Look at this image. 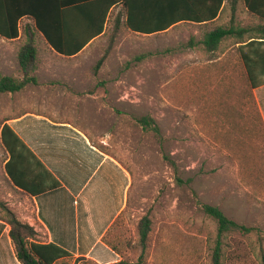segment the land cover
I'll return each mask as SVG.
<instances>
[{
  "label": "rangeland",
  "instance_id": "rangeland-1",
  "mask_svg": "<svg viewBox=\"0 0 264 264\" xmlns=\"http://www.w3.org/2000/svg\"><path fill=\"white\" fill-rule=\"evenodd\" d=\"M240 8L237 25L258 23ZM111 24L71 58L38 42L31 74L41 83H30L22 92H0V214L5 204L18 216L21 199L3 167L2 124L37 103L43 109L45 101L36 102L27 90L62 89L82 100L56 99L63 106L62 116L53 119L83 129L93 144L105 147L133 175L129 204L117 221L129 259L142 254L138 223L148 214L152 230L141 264L151 255H162L163 262L173 256L178 264H213L218 224L202 211L201 201L254 227L248 236L226 240L224 264H263L264 129L250 90H242L246 80L240 62L233 57L235 82L226 65L215 61L219 55L213 58L202 49L204 28L180 31L190 35L146 36L125 26L115 33ZM0 44L10 51L8 68L0 74L22 78L16 59L19 42ZM224 44L230 45L231 39ZM144 116L155 123H141Z\"/></svg>",
  "mask_w": 264,
  "mask_h": 264
},
{
  "label": "crops",
  "instance_id": "crops-1",
  "mask_svg": "<svg viewBox=\"0 0 264 264\" xmlns=\"http://www.w3.org/2000/svg\"><path fill=\"white\" fill-rule=\"evenodd\" d=\"M93 1L0 0V18L7 15L5 13L8 7L10 15L14 18L18 12L25 8L28 9L34 4L43 6L46 11H53L57 7L63 10L66 6L88 5ZM218 1L124 0L123 5L117 4L112 7L108 16V26L119 17L121 21L132 20L138 27L169 26L164 31L157 33H141L127 28L136 34L146 36L190 35V33L180 31L183 28L192 30L197 27L204 28V38L208 26L205 23H196L191 20L210 19L209 16L213 13ZM224 4L225 7L219 11L213 21L217 25L225 26L234 19L237 25V14L241 8L233 14L229 0H224ZM19 20L21 26H24L31 23L33 19L23 16ZM105 33L103 32L91 40L79 54ZM198 34V32H194L192 35ZM23 39L24 37H19L10 40L0 35L2 44L7 41L19 42L21 46ZM225 41L220 44L215 53L204 50L201 42L200 44L202 49L213 58L219 55L215 61L220 60L226 65L229 70L228 76L235 82L237 78L233 75V57L240 62L246 80V85L242 87V90H250L264 129V85L254 89L250 87L238 53V44H235L232 38L231 44L228 46L224 44ZM38 42L45 44L50 51L57 53L40 34L37 35V46ZM191 45L194 46L193 43ZM9 52L0 44V69L8 68ZM13 52L14 50L11 53ZM13 57L12 54L11 59ZM16 59L19 62L18 56ZM1 75L11 74L3 73ZM39 83H41L40 80H38ZM27 91L30 94H35L31 98L36 102L45 101L42 105L43 109L37 103L35 107L16 114L6 123L13 128L44 167L32 160L29 163L22 162L19 164L22 168L19 174L32 178L37 184L36 188H41L45 186L46 181L50 180L45 168L54 175L60 185L55 189L39 191L37 194L31 195L11 183L17 194L21 196L18 202V217L35 228L38 242L57 244L71 254L56 260L53 264H115L121 260L129 259L131 252L127 243H124L121 238L122 228L117 226V221L130 201L133 186L131 171L115 155L103 151L93 144L90 137L80 127L69 121L53 119L62 116L59 111L63 106L55 103L56 99L67 98L74 101L77 97V100H82L76 93L62 89ZM40 93L43 97L39 96ZM236 93H238L237 90ZM67 94L72 96H67ZM7 160L4 159V168ZM10 231L11 226L0 218V264H24L17 256ZM162 257V255H158L154 259L151 255L147 264H178L175 263L176 258H172L173 256L167 261L169 263L163 262ZM129 260L136 262L138 257Z\"/></svg>",
  "mask_w": 264,
  "mask_h": 264
},
{
  "label": "trees",
  "instance_id": "trees-1",
  "mask_svg": "<svg viewBox=\"0 0 264 264\" xmlns=\"http://www.w3.org/2000/svg\"><path fill=\"white\" fill-rule=\"evenodd\" d=\"M123 3L124 0H94L88 5L66 6L63 10L57 7L53 11H46L43 6L34 4L28 9L25 8L18 12L14 18L10 15L8 7L5 13L7 15L0 18V35L10 40L24 37L18 53L23 76L20 78L0 74V92H19L29 83L38 84L37 77L31 74L36 69L38 34L42 35L45 42L59 55L75 57L91 40L106 32L108 16L112 7L117 4L123 5ZM223 4L224 0L218 1L213 13L209 16L210 19L191 20L196 23H205L208 26L201 41L202 47L208 52L215 53L224 40L232 38L235 44H238V53L250 87L252 89L260 87L264 85V0H229L233 14L242 6L251 16L258 19L257 24L248 26L236 25L234 19L225 26L217 25L213 19L225 7ZM23 16L31 17L32 22L21 26L19 19ZM112 26L115 33L122 26L141 33H157L169 27L167 25L164 27H138L132 20L121 21L119 17ZM190 43L193 42L190 41ZM108 53L109 50L98 60L96 70L100 69ZM9 119H5L1 127V141L6 153L5 159H8L4 168L7 179L31 195L58 187L60 182L45 168L50 180L46 181L45 186L41 188H36L37 184L32 178L19 174L22 169L19 164L22 162L29 163L32 160V162L44 166L13 128L6 123ZM139 121L148 126L155 123L150 116H144ZM154 129L157 132L160 131L157 125L154 126ZM97 147L109 152L103 146ZM191 181L189 179L187 182ZM198 204L202 211L218 224L212 259L213 264H224L222 259L227 245L226 240L231 237L240 239L248 236L253 232L254 227L237 222L217 206L201 201ZM1 209L4 214H0V218L11 226L10 235L15 244L17 256L24 264H53L56 260L71 255L57 244L38 242L37 232L33 226L22 221L7 205L2 204ZM151 230L152 220L147 214L138 223L139 243L142 250L139 259L136 262L124 259L115 264H141ZM261 258L264 264V252H262Z\"/></svg>",
  "mask_w": 264,
  "mask_h": 264
}]
</instances>
